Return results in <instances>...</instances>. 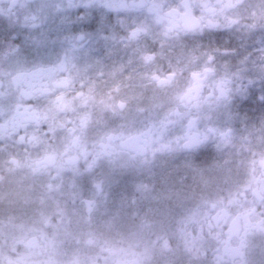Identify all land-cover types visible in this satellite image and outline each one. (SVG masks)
<instances>
[{
  "label": "snow or ice",
  "instance_id": "snow-or-ice-1",
  "mask_svg": "<svg viewBox=\"0 0 264 264\" xmlns=\"http://www.w3.org/2000/svg\"><path fill=\"white\" fill-rule=\"evenodd\" d=\"M136 3L141 4L142 0ZM217 4L219 7H210L209 0H151L153 20L163 26L160 31L151 30L149 23L135 21L132 26H125L122 33L101 29L97 40L104 41V47L99 53L85 33L72 43L80 63H74L68 55L52 66H37L11 79L0 77V96H11L14 84L27 77L38 83V93L48 97L51 105L43 112L17 105L11 126L0 134V181L23 174L33 185L29 190L16 180L20 188L5 195L27 198L35 194L42 203L51 204L60 220L56 228L63 241H79L80 245L98 242L100 233L95 226L101 217H107L104 227L112 231L134 211L139 223L135 231L125 236L129 247L105 242L109 252L123 253L134 262L156 253L169 261L179 256L183 264H264V192L253 194L251 179L210 193L185 207L173 193L154 192L143 181L134 183L115 199L113 178L94 172L96 161L102 157L111 158L119 168L146 169L151 163L149 153L170 147L160 141L177 113L161 112L160 96L176 78L178 69L203 56L210 63L213 56L197 49L174 56L163 54L176 47L181 33L204 27L201 21L206 16L207 26L216 27L211 18L225 15L233 6L232 0H217ZM75 6L74 0H9L6 9L0 8V21L6 22L13 32L31 30L49 12L63 13ZM197 8L202 12L199 17L194 15ZM86 16L87 13L80 20ZM228 19L231 21L232 17ZM149 37L152 44L147 42ZM13 54L14 48L9 44L6 51H0V62ZM211 71L206 66L202 73L192 72L193 87L179 96L180 102L191 98L194 92L198 94ZM60 73L65 75L56 78ZM110 116L130 118L113 124ZM45 123L47 132L42 127ZM20 128L25 129L24 134L18 131ZM49 136L57 141L51 147L45 143ZM220 136L225 143L232 141L227 130ZM157 143L159 146L153 148ZM238 147L248 176L254 178L258 172L264 175V131H249L241 136ZM89 149L93 159L86 169H80L77 161L81 156L87 157ZM122 152L128 153L127 160L120 159ZM173 198L177 199L179 210L163 226H157L156 210L146 205ZM49 223V217L42 213L36 224L16 225L15 233L0 231V264H33L32 250L38 246V238L52 253L59 250L62 241L48 239L43 233V226ZM20 244L23 252L18 250ZM138 246L143 252L135 251ZM73 264H79V260Z\"/></svg>",
  "mask_w": 264,
  "mask_h": 264
},
{
  "label": "clouds",
  "instance_id": "clouds-1",
  "mask_svg": "<svg viewBox=\"0 0 264 264\" xmlns=\"http://www.w3.org/2000/svg\"><path fill=\"white\" fill-rule=\"evenodd\" d=\"M74 3L77 6L66 12H49L44 21L31 30L23 28L13 32L6 22L0 21V51H6L9 44L14 48V54L0 62V77L11 79L37 66H52L68 55L73 57L74 63H80L72 43L85 33L89 34L99 53L104 47V41L97 40L101 29L122 33L125 26H132L134 21L149 23L153 31H160L163 27L153 20L151 0H142L141 4H137L136 0H74ZM232 4L225 15L211 18L216 27L207 26L206 16L201 21L204 27L195 32L181 33L176 47L163 54L164 57L174 56L197 49L213 56L210 63L207 56H203L178 69V75L160 96V111L177 113L160 141L170 147L149 153L151 163L146 169L119 168L111 158L106 157L96 161L95 174L110 176L115 181V199L140 181L149 184L154 192L173 193L182 199L185 207L192 206L210 193L250 179L253 194L264 192V175L258 172L254 178L248 176L247 169L240 162L238 147L241 136L249 131H264V0H232ZM8 6L9 0H0V8ZM209 6L219 7L217 0H209ZM86 13V19L81 21L80 17ZM194 15L201 16V10L197 8ZM65 16L69 19L65 20ZM228 17L232 20L229 21ZM147 42L153 43L151 37ZM156 47L159 50L160 45ZM164 62L167 63L166 60ZM206 66L212 71L205 77L199 93L194 92L191 98L180 102L179 96L193 87L192 72L202 73ZM64 75L60 73L56 78ZM38 86L36 81L26 77L14 84L11 96H0V134L11 126L17 105L21 109L28 107L42 112L50 109V99L38 93ZM125 118L130 116L109 117L113 124ZM42 127L44 132L48 131L47 123ZM225 130L232 135L230 143H225L220 136V132ZM18 131L24 134L25 129ZM45 143L51 147L57 141L49 136ZM158 146L157 143L152 147ZM92 159L89 149L87 157L78 159L77 167L86 169ZM120 159L127 160L128 153H120ZM4 175L7 176V173ZM8 187L6 179L3 185L5 194L9 193ZM146 206L156 210L154 223L157 226H163L179 210L175 198L150 202ZM42 213L50 220L43 226V233L48 239L62 242L59 250L52 253L44 240L38 238V246L32 250L33 264H73L77 259L79 264H183L179 256L169 261L153 253L134 262L132 257L123 253L114 255L108 251L105 242L120 248L129 247L125 236L135 231L139 223L134 211L130 213V218L117 224L112 231L104 227L107 217H101L95 226L100 233L98 242L80 245L79 241L76 244L63 241L56 228L60 220L51 204L42 203L35 194L27 198L4 195L0 198V231L7 230L12 234L16 232V225L36 224ZM149 238L154 240V237ZM18 250L24 251L23 244L18 246ZM135 251L143 252V248L138 246Z\"/></svg>",
  "mask_w": 264,
  "mask_h": 264
},
{
  "label": "flooded vegetation",
  "instance_id": "flooded-vegetation-1",
  "mask_svg": "<svg viewBox=\"0 0 264 264\" xmlns=\"http://www.w3.org/2000/svg\"><path fill=\"white\" fill-rule=\"evenodd\" d=\"M54 175V173H53ZM19 180L21 182V184H25L27 186V188L29 190H31L33 188V185L31 182H28L26 180V178L23 176V174H21L20 176L16 177V178H12V177H8L7 181H8V191L9 192H13L15 190H18L21 186V184L16 183L15 181ZM5 181H0V198H3L5 195L4 189H3V185H4Z\"/></svg>",
  "mask_w": 264,
  "mask_h": 264
}]
</instances>
